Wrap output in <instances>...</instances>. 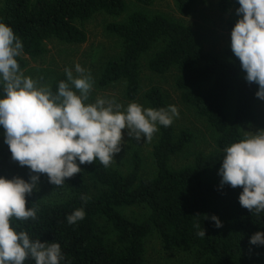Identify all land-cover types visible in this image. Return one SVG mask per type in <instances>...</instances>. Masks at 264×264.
<instances>
[{
    "label": "trees",
    "instance_id": "trees-1",
    "mask_svg": "<svg viewBox=\"0 0 264 264\" xmlns=\"http://www.w3.org/2000/svg\"><path fill=\"white\" fill-rule=\"evenodd\" d=\"M135 1L150 7L158 0ZM174 1L180 15L194 13L197 0ZM218 4L224 13L239 7L236 0H218ZM127 8L126 0H0V22L22 40L23 55L17 60L25 71L26 57L44 55L46 42L82 45L87 41L83 23L100 13L121 17ZM239 18L228 21L230 31ZM106 29L120 39L122 52L105 63L101 87L124 82L126 99L137 100L142 60L159 46L147 62L148 69L158 75L177 73L175 85L182 103L215 130L217 150L198 153L191 165L172 168V159L194 136L188 130L177 133L174 122L170 127L160 126L153 147V177L141 175L143 160L139 152L132 155L127 173L96 161L80 165L82 172L61 187L50 184L45 175V186L63 199L51 201L33 192L26 196V208L38 209V219L13 220L12 226L42 243H59L65 257L62 264H149L145 243L152 232L158 233L166 252L191 251L194 264H264V246L249 242L255 233L264 231V212L252 214L240 205L242 187H221V180L208 179L222 166L223 149L242 140L244 128L256 122L258 85L245 80L246 73L230 46L222 55L208 51L190 28L162 14L148 16L133 11L124 21L111 23ZM60 81H67V76L53 81V93ZM144 98L152 109L170 106L158 86L150 88ZM1 154L6 161H13L7 145ZM82 196L87 197L86 202ZM137 206L147 209V220L140 222L122 213L123 208ZM81 208L85 218L68 224L67 216ZM213 215L221 221V228L211 221ZM202 230L203 238L198 235ZM25 264L35 261L29 259Z\"/></svg>",
    "mask_w": 264,
    "mask_h": 264
},
{
    "label": "clouds",
    "instance_id": "clouds-1",
    "mask_svg": "<svg viewBox=\"0 0 264 264\" xmlns=\"http://www.w3.org/2000/svg\"><path fill=\"white\" fill-rule=\"evenodd\" d=\"M240 17L233 27L231 51L249 84L258 85L256 97L264 101V0H236ZM23 42L13 29L0 22V129L13 161L29 169V181L0 176V264H62L61 245L42 243L12 221H36L38 209L26 208V196L39 191L41 174L56 187L81 173L80 165L99 161L104 167L115 162L122 151L123 134L151 141L159 127H170L179 117L176 106L144 108L132 102L125 108L115 100L97 98L88 103L93 78L79 64L73 76L65 69L67 81H60L55 93L49 86L25 76L17 58ZM218 175L221 187H242L240 205L252 214L264 212V130L246 135L223 149ZM78 162V163H77ZM86 202L87 197H81ZM83 208L67 216L68 224L85 218ZM217 228L218 217H210ZM205 237V230L198 232ZM250 244L264 246V231L255 233Z\"/></svg>",
    "mask_w": 264,
    "mask_h": 264
},
{
    "label": "rangeland",
    "instance_id": "rangeland-1",
    "mask_svg": "<svg viewBox=\"0 0 264 264\" xmlns=\"http://www.w3.org/2000/svg\"><path fill=\"white\" fill-rule=\"evenodd\" d=\"M127 1V12L121 17H112L105 13L93 16L89 21L83 23L81 27L87 33V41L82 45H69L58 40L46 42V53L39 58H29L28 67L23 71L25 76H29L38 81L42 86H51L58 77L66 75L65 69H71L73 76L79 74L75 71V66L79 64L90 73L93 78V88L89 95L88 103H94L97 98L115 100L125 108L128 104L135 102L144 108H150L144 98L145 93L152 87H160L170 105L177 107L179 117L174 119L177 133L188 130L193 133V141L185 150L174 157L171 161L172 168H182L191 165L198 153L210 154L217 150V133L206 122L198 116L193 109L182 103L180 92L177 90L175 80L176 72L165 75L152 73L147 62L159 48L157 46L142 60L141 72V94L135 101H128L125 97L126 85L124 82L114 83L108 87H101L100 77L105 63L108 60L118 58L121 55L120 39L110 34L106 27L115 22H122L129 13L141 11L148 16L162 14L165 17L183 23L190 28L197 41L206 50L222 55L231 44V31L227 27L229 20L237 17L236 9L224 13L219 9L218 0H197L194 13L185 17L178 12L174 0H158L153 6L147 7L138 4L135 0ZM233 107V106H232ZM233 111V109L231 108ZM230 110V111H231ZM264 130V101L259 100L256 105V122L247 126L243 130L244 136ZM123 141L122 151L117 154L115 162L111 168L122 173H127L131 169L132 155L139 152L143 160L141 175L143 177H153L156 174V166L153 158V147L158 140V132L153 139L145 141L143 138L138 142L127 135V130H122ZM6 146L4 143L3 131H0V176L8 179L20 177L26 182L29 181V169L21 167L18 162L6 161L1 154V150ZM219 170L212 171L208 179L210 181L221 180L218 175ZM46 174H41L38 184L39 192L51 201H60L63 196L57 195L48 189L44 184ZM122 213L134 220L145 221L148 218V211L144 207H127L122 209ZM146 255L149 264H194L195 256L189 250L166 252L161 244L160 236L152 232L146 239Z\"/></svg>",
    "mask_w": 264,
    "mask_h": 264
}]
</instances>
